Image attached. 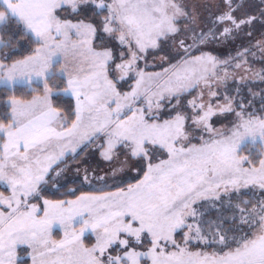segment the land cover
Segmentation results:
<instances>
[{"label": "snow or ice", "instance_id": "obj_1", "mask_svg": "<svg viewBox=\"0 0 264 264\" xmlns=\"http://www.w3.org/2000/svg\"><path fill=\"white\" fill-rule=\"evenodd\" d=\"M0 264H264V0H0Z\"/></svg>", "mask_w": 264, "mask_h": 264}]
</instances>
